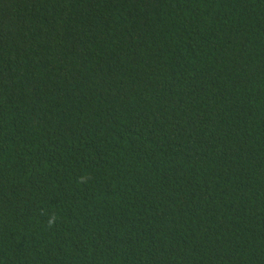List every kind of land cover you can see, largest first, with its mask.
<instances>
[{
  "label": "trees",
  "instance_id": "16d2710c",
  "mask_svg": "<svg viewBox=\"0 0 264 264\" xmlns=\"http://www.w3.org/2000/svg\"><path fill=\"white\" fill-rule=\"evenodd\" d=\"M0 264H264V0H0Z\"/></svg>",
  "mask_w": 264,
  "mask_h": 264
}]
</instances>
